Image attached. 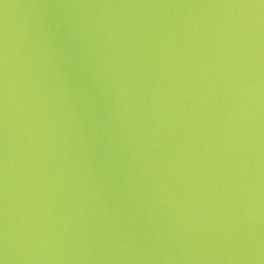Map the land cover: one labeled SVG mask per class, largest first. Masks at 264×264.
I'll list each match as a JSON object with an SVG mask.
<instances>
[{
  "label": "water",
  "instance_id": "1",
  "mask_svg": "<svg viewBox=\"0 0 264 264\" xmlns=\"http://www.w3.org/2000/svg\"><path fill=\"white\" fill-rule=\"evenodd\" d=\"M0 260L264 264V3L0 0Z\"/></svg>",
  "mask_w": 264,
  "mask_h": 264
},
{
  "label": "snow or ice",
  "instance_id": "2",
  "mask_svg": "<svg viewBox=\"0 0 264 264\" xmlns=\"http://www.w3.org/2000/svg\"><path fill=\"white\" fill-rule=\"evenodd\" d=\"M262 3H264V0H261ZM0 264H3V260H0Z\"/></svg>",
  "mask_w": 264,
  "mask_h": 264
},
{
  "label": "clouds",
  "instance_id": "3",
  "mask_svg": "<svg viewBox=\"0 0 264 264\" xmlns=\"http://www.w3.org/2000/svg\"><path fill=\"white\" fill-rule=\"evenodd\" d=\"M3 264H5V261H3Z\"/></svg>",
  "mask_w": 264,
  "mask_h": 264
}]
</instances>
